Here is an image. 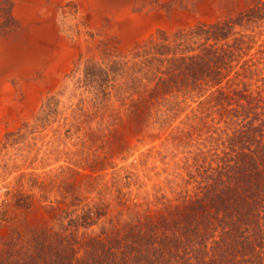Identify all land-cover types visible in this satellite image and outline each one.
Segmentation results:
<instances>
[{
  "label": "trees",
  "instance_id": "obj_1",
  "mask_svg": "<svg viewBox=\"0 0 264 264\" xmlns=\"http://www.w3.org/2000/svg\"><path fill=\"white\" fill-rule=\"evenodd\" d=\"M263 23L255 0L77 66L87 97L66 135L86 178L41 195L44 221H28L31 194L14 196L19 218L1 207L0 264H264Z\"/></svg>",
  "mask_w": 264,
  "mask_h": 264
},
{
  "label": "rangeland",
  "instance_id": "obj_2",
  "mask_svg": "<svg viewBox=\"0 0 264 264\" xmlns=\"http://www.w3.org/2000/svg\"><path fill=\"white\" fill-rule=\"evenodd\" d=\"M254 2L0 0V209L19 218L14 196L31 194L34 206L28 221H44L48 215L40 205L46 203L41 195L59 199L61 187L64 191L74 179L86 178L76 165L77 138L66 135L73 122L72 108L87 97L72 79L84 60H101L105 52L126 53L159 31L172 34L199 22L235 17ZM256 31L260 42L264 23ZM52 95L57 109L38 124L42 103ZM139 177L147 188L162 184V175L146 179L139 172ZM96 190L83 187L81 197L96 200Z\"/></svg>",
  "mask_w": 264,
  "mask_h": 264
}]
</instances>
